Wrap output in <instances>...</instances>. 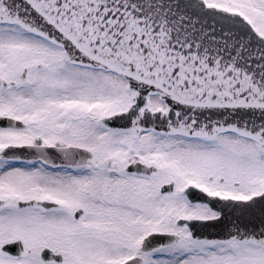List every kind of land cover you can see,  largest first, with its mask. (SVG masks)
<instances>
[{"label":"snow or ice","instance_id":"snow-or-ice-1","mask_svg":"<svg viewBox=\"0 0 264 264\" xmlns=\"http://www.w3.org/2000/svg\"><path fill=\"white\" fill-rule=\"evenodd\" d=\"M0 264H264V0H0Z\"/></svg>","mask_w":264,"mask_h":264}]
</instances>
